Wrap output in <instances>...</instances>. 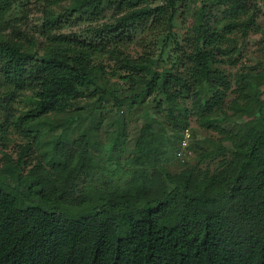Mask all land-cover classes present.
I'll return each mask as SVG.
<instances>
[{"label": "trees", "instance_id": "1", "mask_svg": "<svg viewBox=\"0 0 264 264\" xmlns=\"http://www.w3.org/2000/svg\"><path fill=\"white\" fill-rule=\"evenodd\" d=\"M63 1L67 0L42 2L40 32L45 43L38 53L26 47L19 31L6 35L3 4L13 1L0 0V73L15 92L30 93L31 107L17 123L32 139L31 145L22 147L16 167H8L0 179V264H264V100H251L245 94L244 107L234 103L241 115L250 108L253 116L234 122L237 131L233 130L240 133L235 146L218 145L203 155L220 159L212 171L199 166L169 171L162 160L169 150L163 129L153 131L155 151L134 153V179L123 189L93 184L99 165L88 130L76 138L68 135L76 121L75 115H69L74 102L92 89L111 92L104 59L128 70L124 78L131 84L164 95L171 117L177 112L188 114L190 100L203 126L226 131L223 106L231 79L220 56L231 58L234 51L223 47L224 30L236 27L246 35L256 16L235 18L221 28L213 25L206 13L209 5L203 2L190 38L192 49L176 51L183 53L185 69L179 71V60L163 66L162 55L133 58L127 53V42L143 30L162 29L166 24L172 29L180 0L157 7L147 0L118 1L117 20L90 27L92 36L84 40L58 33L66 12L96 18L106 0H72L61 14L49 10ZM232 6L239 13L245 10L241 0ZM254 74L242 75L245 92ZM52 115L67 117L57 124L59 134L45 142L50 151L71 163L65 169L59 165L42 169L51 180L43 197L55 205L53 213L36 206L22 209L18 185L25 158L41 147L43 128Z\"/></svg>", "mask_w": 264, "mask_h": 264}, {"label": "rangeland", "instance_id": "2", "mask_svg": "<svg viewBox=\"0 0 264 264\" xmlns=\"http://www.w3.org/2000/svg\"><path fill=\"white\" fill-rule=\"evenodd\" d=\"M12 1V4H3L6 11L2 23L4 32L10 36L19 31L26 47L41 53L45 43V37L40 32L45 10L43 0ZM118 1L121 0H106V7L96 18L66 12L67 19L58 33L82 40L90 39V27L114 23L121 15L116 4ZM127 1L132 4L139 2ZM241 1L245 10L239 13L232 6L235 0H180L172 29L166 24L162 29L143 30L133 34V40L127 42V53L133 58L138 59L145 53L152 54L155 59L162 55L163 66L170 67L179 60V71H183L185 67L182 66V52L192 49L190 38L194 36L195 23L201 18L199 11L203 2L209 5L206 13L213 25L221 28L235 18L244 20L254 14L256 22L246 35L236 27L224 30L226 39L223 47L232 48L234 51L231 58L223 54L220 56L224 61L221 65L231 79V88L223 106L228 124L226 131L203 126L192 110L190 100H187L188 114L177 112L176 117H171L164 95L149 94L142 85L131 84L124 78L130 74L128 70L115 66V60H103L107 72V88L111 92L101 94V91L92 89L75 101L69 115H75L76 121L68 130L69 137L74 138L82 130L89 132L94 159L99 165L93 180L96 187H128L134 179L137 167L133 161L134 153L154 152L153 131L159 129H163V137L166 138L164 142L169 149L165 159H162L163 164L171 172H180L195 166L212 171L216 169L220 159H206L203 155L212 152L215 146L233 147L239 141L240 133L236 132L234 122L250 120L253 112L246 108V115H241L237 110L238 105L235 107L234 103L244 107L248 102L245 94L249 95L251 100L256 97L264 100V0ZM147 2L152 7H157L166 5L167 0ZM62 3L64 4L50 6L49 10L64 13L73 1ZM177 49L182 52L177 53ZM250 73H255L256 77L248 84V90L245 92L241 83L242 75ZM28 95L30 93L24 91L15 92L0 73V179L4 178L8 167H16L22 147L32 143L31 136L17 123L23 111L31 107ZM119 101H122V105H119ZM66 117L67 115L50 116L49 123L43 128L44 140L41 147L30 150L29 156L25 158L27 163L21 173L22 184L18 185V206L22 209L36 206L48 213L55 211V205L43 197V193L51 187V180L42 169L52 170L58 165L65 169L70 166L71 160L50 151L45 140H51L55 133L59 134L57 124ZM179 118L185 122L182 123ZM86 181L82 183L83 188L87 186L88 180Z\"/></svg>", "mask_w": 264, "mask_h": 264}]
</instances>
